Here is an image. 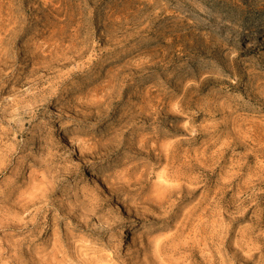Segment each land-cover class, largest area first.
<instances>
[{
	"label": "rangeland",
	"instance_id": "rangeland-1",
	"mask_svg": "<svg viewBox=\"0 0 264 264\" xmlns=\"http://www.w3.org/2000/svg\"><path fill=\"white\" fill-rule=\"evenodd\" d=\"M0 264H264V0H0Z\"/></svg>",
	"mask_w": 264,
	"mask_h": 264
},
{
	"label": "bare ground",
	"instance_id": "bare-ground-1",
	"mask_svg": "<svg viewBox=\"0 0 264 264\" xmlns=\"http://www.w3.org/2000/svg\"><path fill=\"white\" fill-rule=\"evenodd\" d=\"M123 138V137H122ZM97 158V157H96ZM127 187V186H126ZM167 188V187H166ZM80 210V209H79ZM82 214H83V212H82ZM89 215V214H88ZM83 225V224H82ZM83 228V227H82Z\"/></svg>",
	"mask_w": 264,
	"mask_h": 264
}]
</instances>
